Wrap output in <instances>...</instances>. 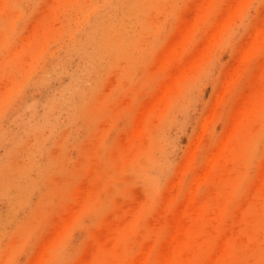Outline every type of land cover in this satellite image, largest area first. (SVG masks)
<instances>
[{
	"label": "rangeland",
	"instance_id": "obj_1",
	"mask_svg": "<svg viewBox=\"0 0 264 264\" xmlns=\"http://www.w3.org/2000/svg\"><path fill=\"white\" fill-rule=\"evenodd\" d=\"M0 264H264V0H0Z\"/></svg>",
	"mask_w": 264,
	"mask_h": 264
}]
</instances>
